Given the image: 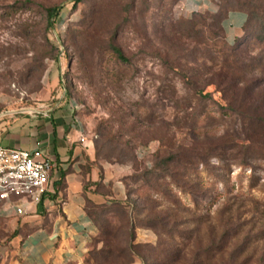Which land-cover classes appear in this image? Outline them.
<instances>
[{
	"label": "rangeland",
	"instance_id": "1",
	"mask_svg": "<svg viewBox=\"0 0 264 264\" xmlns=\"http://www.w3.org/2000/svg\"><path fill=\"white\" fill-rule=\"evenodd\" d=\"M50 6L61 7L52 28ZM73 6L0 0V124L62 94L98 159L127 168V199L91 208L98 231L73 264H264V13L238 56L246 91L209 85L203 97L219 55L208 32L181 27L193 11L172 0Z\"/></svg>",
	"mask_w": 264,
	"mask_h": 264
},
{
	"label": "crops",
	"instance_id": "2",
	"mask_svg": "<svg viewBox=\"0 0 264 264\" xmlns=\"http://www.w3.org/2000/svg\"><path fill=\"white\" fill-rule=\"evenodd\" d=\"M187 11L216 13L215 0H179ZM247 15L231 12L223 21L229 43L243 33ZM25 116L0 124V144L41 149L53 157L50 188L40 202L31 197L0 199V264L81 263L98 227L87 213L96 204L127 199V168L98 159L77 105L62 94L48 95ZM23 212L19 213L18 208Z\"/></svg>",
	"mask_w": 264,
	"mask_h": 264
},
{
	"label": "trees",
	"instance_id": "3",
	"mask_svg": "<svg viewBox=\"0 0 264 264\" xmlns=\"http://www.w3.org/2000/svg\"><path fill=\"white\" fill-rule=\"evenodd\" d=\"M81 1L82 0H74L73 8H76L78 3ZM178 1L179 0H172V3L176 4ZM215 1L218 5V11L216 13H211L209 11H193L190 16H188L187 18H182L179 22L181 27L184 26V30L187 31V37H190L192 35V31H194L197 27H199V29L197 30V34L202 39H205L207 32L209 33V35H212L216 44L215 47L217 49V53L219 55L212 57V59L215 61L214 66L216 67V70L213 72L210 78H206L204 86L202 88H198V92L203 97H209L212 93L205 92L206 88L209 85H214L217 87V90L224 95H240L242 91H246V87L243 85L244 80H242V76L244 75L245 67H247V65L240 62L238 56L250 46L248 42L247 44H245V42L243 41L247 36V32L253 26L255 20H261V18H263L262 13H264V2L263 0ZM60 10V6H50L47 8L46 11L48 28L54 27L56 19L60 15ZM234 11H241L246 13L247 19L243 25V34L235 38L234 43H229L225 34L223 21L231 12ZM111 47L115 58L119 62L125 64L131 63L130 58L125 55L123 49L120 46L113 43ZM205 55L209 58L207 53ZM187 81L190 82V79L188 78ZM222 108L224 110L227 109V107L225 106H222ZM262 128L263 129L261 131H264V123L262 124ZM245 145L246 144L244 142L241 144V146ZM257 150H259V147H257ZM259 151L258 154L257 152H255V154H257L260 159L263 158L264 160V152L260 153ZM113 203L117 204L118 202L110 201L109 203L96 204L95 202L89 201L87 203V213L93 219L97 226V219L91 208L106 207Z\"/></svg>",
	"mask_w": 264,
	"mask_h": 264
},
{
	"label": "built area",
	"instance_id": "4",
	"mask_svg": "<svg viewBox=\"0 0 264 264\" xmlns=\"http://www.w3.org/2000/svg\"><path fill=\"white\" fill-rule=\"evenodd\" d=\"M55 161L41 149H24L0 144V199L31 197L40 202L50 188ZM19 213L23 208L19 207Z\"/></svg>",
	"mask_w": 264,
	"mask_h": 264
}]
</instances>
